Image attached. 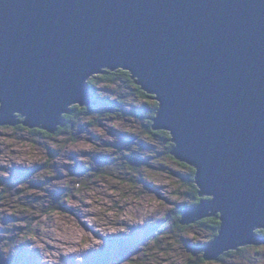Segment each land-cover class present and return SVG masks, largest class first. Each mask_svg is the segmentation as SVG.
Masks as SVG:
<instances>
[{
    "label": "water",
    "instance_id": "water-1",
    "mask_svg": "<svg viewBox=\"0 0 264 264\" xmlns=\"http://www.w3.org/2000/svg\"><path fill=\"white\" fill-rule=\"evenodd\" d=\"M117 70L195 169L180 225L219 218L203 260L264 244V0H0V127L53 134Z\"/></svg>",
    "mask_w": 264,
    "mask_h": 264
},
{
    "label": "rangeland",
    "instance_id": "rangeland-1",
    "mask_svg": "<svg viewBox=\"0 0 264 264\" xmlns=\"http://www.w3.org/2000/svg\"><path fill=\"white\" fill-rule=\"evenodd\" d=\"M123 89L100 82L94 93L87 92L95 102L91 107L103 108V101ZM127 100L141 107L134 109L136 118L111 110L114 115L98 124L81 121L74 136L47 138L27 128L0 127L1 259L101 264L97 258L108 252L107 264H264V252L257 251L264 244L217 262L202 259L210 232L176 225L181 207L194 202L190 170L169 158L162 136L148 134L154 99ZM70 231L82 233L69 237ZM43 237L64 240L69 253L48 249ZM33 252L53 259L36 261Z\"/></svg>",
    "mask_w": 264,
    "mask_h": 264
},
{
    "label": "trees",
    "instance_id": "trees-1",
    "mask_svg": "<svg viewBox=\"0 0 264 264\" xmlns=\"http://www.w3.org/2000/svg\"><path fill=\"white\" fill-rule=\"evenodd\" d=\"M93 82H95L96 85L100 84V82L104 83V84H109V85H121L124 89L122 90V92L120 94H118L114 99L110 100L107 99L106 103L103 105V109L97 110L96 108H92V107H79V106H72L70 108V111L63 115V120L66 122L65 126H60L58 128V130L51 134L47 131H44L42 129H29V132L32 134H39L42 136H45L47 138H52L54 136H58L60 135V133L62 132L63 134H66L68 136H74V134H76V128L73 129L72 126L74 125L75 127H79V123L83 120L88 121V124H94V123H99L100 120H106V117H112L114 115V113L109 112L107 110L106 107L111 108L112 110H117V113L120 115H122L123 117H127V118H136L137 116L135 115V111L134 109L136 108V110H138L137 108L141 107H135L134 104L128 103L130 101H128L127 99L131 98L133 99L135 102H146L149 99H153L152 96L148 95L147 93L143 92L141 90V88L135 83V81L131 78L130 74L128 72L122 71V70H117L114 72H110V71H104L103 74L101 75H97L95 77H92L91 79H89V81L87 82V84L91 87V93H94V91L96 90V85L93 84ZM91 95V94H90ZM133 101V102H134ZM157 103L154 102V110L155 112H153V114H150L151 117L155 116V113L157 111ZM134 106V107H132ZM129 107V108H128ZM132 110H131V109ZM127 112V115L124 113L125 111ZM134 111V112H133ZM95 125V124H94ZM151 125L152 123L148 122V134L149 135H153V136H162L163 139L166 141L167 143V152H168V156L169 158L173 159L170 156V150L173 147L172 143L170 142V136L167 132H163V131H159V132H155L151 129ZM17 127H22L25 128L21 125H18ZM165 133H167V135H165ZM178 165H180L182 168L185 169H189L190 170V177L187 179L188 182H190L191 186H192V190H190V198L191 200H193L194 202H192L191 204H188L187 206H194L196 205L201 199L198 197V189L194 184V171L192 167H189L185 164L179 163ZM136 168V167H135ZM134 168V169H135ZM184 207H181V210ZM181 210L180 212L177 214V227H179L180 229H184V227L182 225H180V219L179 215L181 214ZM196 225V227L202 228V229H206L210 232V239L212 240L219 231V227H220V221L218 216L215 217H211V218H207L204 220H201L199 222H196L194 224V226ZM257 233L261 236H264V230H259L257 231ZM244 250V248H241L237 251H230L227 252L226 254H224L222 257H220L219 261H221L224 257H226L228 254H239ZM112 258V254L110 253H106L103 256H99L97 258L98 262H101V264H107V260ZM203 259V258H202ZM96 260V259H95Z\"/></svg>",
    "mask_w": 264,
    "mask_h": 264
},
{
    "label": "bare ground",
    "instance_id": "bare-ground-1",
    "mask_svg": "<svg viewBox=\"0 0 264 264\" xmlns=\"http://www.w3.org/2000/svg\"><path fill=\"white\" fill-rule=\"evenodd\" d=\"M115 227V226H114ZM117 229V228H116ZM81 232V231H80ZM80 232H77V231H70V233L68 234V236L69 237H72V236H78V233L79 234H81ZM108 233V232H107ZM106 233V234H107ZM84 235H83V237H86V233H83ZM115 234V233H114ZM97 235V234H96ZM44 238V237H43ZM55 239V238H54ZM63 240V239H62ZM44 241L45 242H43V243H45L46 244V247L48 248V249H52L55 253H58V252H65V251H67L68 253H69V247L71 246L70 244H68L67 242H65L64 240L63 241H61V240H57L56 239V241L55 240H53V238H49V237H47V238H44ZM47 241V242H46ZM88 242H90L89 244H92L93 245V243L94 242H92L89 238H88ZM91 245V246H92ZM29 246H33V244L31 243V244H29ZM23 247H27V243H24V245H23ZM52 250H50V251H52ZM48 253H49V251H48ZM55 253H53V254H55ZM50 255V254H49ZM33 257H34V259L37 261V258H38V260H40V259H42V260H45V258H47V259H53V257L52 256H47V255H43V256H41L39 253H35V252H33ZM119 260H121V259H119Z\"/></svg>",
    "mask_w": 264,
    "mask_h": 264
},
{
    "label": "snow or ice",
    "instance_id": "snow-or-ice-1",
    "mask_svg": "<svg viewBox=\"0 0 264 264\" xmlns=\"http://www.w3.org/2000/svg\"><path fill=\"white\" fill-rule=\"evenodd\" d=\"M157 107H159V105H157ZM165 135H167V133H165ZM193 171H195V169H193ZM205 199H210V197H205ZM225 222V221H224ZM121 231H124V229H121ZM97 244H100V241L97 240L96 241ZM257 251L259 252H264V248H258ZM90 254V253H89ZM145 256H147V253H144ZM129 264H131V262H129ZM137 264H140L139 261H137Z\"/></svg>",
    "mask_w": 264,
    "mask_h": 264
},
{
    "label": "flooded vegetation",
    "instance_id": "flooded-vegetation-1",
    "mask_svg": "<svg viewBox=\"0 0 264 264\" xmlns=\"http://www.w3.org/2000/svg\"><path fill=\"white\" fill-rule=\"evenodd\" d=\"M114 72V71H113ZM103 74V73H102ZM101 75V74H100ZM91 87L89 86V94H91L90 92H91ZM103 102H106V101H103ZM87 107H91V106H87ZM93 108V107H92ZM100 109H103V108H99V109H97V110H100ZM66 125V122L63 120V124H62V126H65ZM72 128L73 129H75L76 128V131H77V129H79V127H75L74 125L72 126ZM81 129V128H80Z\"/></svg>",
    "mask_w": 264,
    "mask_h": 264
}]
</instances>
